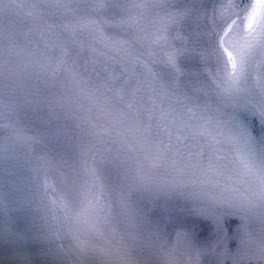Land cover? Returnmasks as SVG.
Here are the masks:
<instances>
[{"label":"water","instance_id":"water-1","mask_svg":"<svg viewBox=\"0 0 264 264\" xmlns=\"http://www.w3.org/2000/svg\"><path fill=\"white\" fill-rule=\"evenodd\" d=\"M0 264H264V0H0Z\"/></svg>","mask_w":264,"mask_h":264},{"label":"snow or ice","instance_id":"snow-or-ice-1","mask_svg":"<svg viewBox=\"0 0 264 264\" xmlns=\"http://www.w3.org/2000/svg\"><path fill=\"white\" fill-rule=\"evenodd\" d=\"M250 18L253 21H255L256 13L253 12ZM251 27L252 25L249 24V28ZM225 36H227V32L225 33ZM224 43H225L224 41L221 42L222 47ZM224 52L226 53V57H227L225 63L227 79L231 85L232 90H239V85L243 77L246 58L250 54V48H245V49L233 48L232 51H229L228 48H224Z\"/></svg>","mask_w":264,"mask_h":264}]
</instances>
